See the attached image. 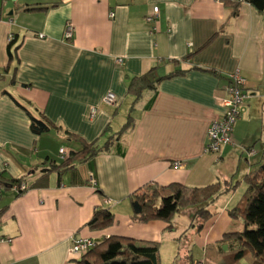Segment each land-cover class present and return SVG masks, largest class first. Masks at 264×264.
<instances>
[{
  "label": "crops",
  "instance_id": "1",
  "mask_svg": "<svg viewBox=\"0 0 264 264\" xmlns=\"http://www.w3.org/2000/svg\"><path fill=\"white\" fill-rule=\"evenodd\" d=\"M153 7L157 31L145 20ZM151 67L159 75L185 72L134 101L128 82ZM234 72L246 80L247 96L233 143L206 152L208 127L223 113L220 100ZM107 92L115 104L102 101ZM91 107L98 109L92 118ZM129 112L133 126L106 150L60 176L43 174L51 159L59 162L60 148H78L65 131L102 145ZM30 115L46 119L50 131L32 133ZM262 161L264 12L241 2L233 16L221 0H0V264H79L69 254L72 237L98 243L110 235L187 252L199 244L204 259L221 263L219 253L237 246L223 234L241 228L228 210L246 189L244 176ZM12 179L27 187L20 192ZM173 183L234 186L209 203L199 232L190 226L191 208L174 216L171 229L159 219L134 220L129 194ZM100 207L114 214L113 223L92 229L87 223ZM192 255L180 264H193Z\"/></svg>",
  "mask_w": 264,
  "mask_h": 264
},
{
  "label": "trees",
  "instance_id": "2",
  "mask_svg": "<svg viewBox=\"0 0 264 264\" xmlns=\"http://www.w3.org/2000/svg\"><path fill=\"white\" fill-rule=\"evenodd\" d=\"M231 8V15L236 16L241 2H247L257 11L264 12V0H221ZM211 39V38H210ZM16 49L14 37L8 41L7 52L12 58ZM211 72H215L209 69ZM184 70H175L165 75L157 74L156 67H151L144 73L132 77L127 86V91L134 97V101L141 98L144 90H155L159 81L171 76L181 74ZM153 98L147 104L151 105ZM133 107H131L132 110ZM134 119L131 113L127 115L126 121L120 130L109 136L107 140L98 145L97 141L86 142L73 133L65 131L69 141L78 143L77 149H70L64 157L56 163L50 160V165L42 170L43 174L56 171L60 176L67 170L76 168V165L101 151L106 150L112 141L123 132L133 126ZM51 124L44 118L30 115L29 128L35 135L45 134L51 129ZM246 189L240 201L228 210L232 218L241 221V228L223 234V239L235 241L237 246L229 251L219 253L222 262L217 264H264V161L244 176ZM13 184H25L22 179L10 180ZM26 185V184H25ZM234 185H226L220 189L218 183L205 187H188L177 183L167 186L147 184L143 188L150 189L151 193H139V188L129 194V202L134 220L148 222L150 220H163L168 224V229L173 228L171 221L174 216L185 208H191L190 226L199 232L205 221L211 216L207 209L220 193L227 191ZM27 187V186H26ZM24 189H20L21 192ZM114 214L108 208H97L94 210L88 227L100 229L113 223ZM197 222V223H195ZM159 242L151 240H140L126 236L110 235L104 237L100 242L79 257V264H160ZM214 247L213 245L207 247ZM206 249V250H207ZM209 251H207V254ZM218 255V254H217ZM216 256V255H214ZM213 256V257H214ZM210 262L207 259L196 262L204 264Z\"/></svg>",
  "mask_w": 264,
  "mask_h": 264
},
{
  "label": "built area",
  "instance_id": "3",
  "mask_svg": "<svg viewBox=\"0 0 264 264\" xmlns=\"http://www.w3.org/2000/svg\"><path fill=\"white\" fill-rule=\"evenodd\" d=\"M158 11V7H153L152 12L145 17V20L147 22L153 23L152 29L154 31H157L156 18L158 15ZM111 15H113V13H111ZM71 33L72 26L71 24L67 23L64 31V36L70 38ZM11 39L12 36H9V40ZM245 85L246 80L238 72L230 74L229 84L225 88L226 95L220 100V104L223 107V113L220 117L215 118L211 121L207 130V142L205 145L206 152L217 153L223 145L233 143V126L239 115V107L247 96L244 91ZM102 101L105 104L109 105L115 104L116 96L112 92H107ZM97 111L98 109L96 107H91L89 109V117H94ZM66 153L67 151L64 148L59 149V154L61 157H64ZM19 188L25 189L26 185L21 184ZM1 241H3V238H0V242ZM95 245L96 242L90 237L74 236L71 239L69 254L74 257H80Z\"/></svg>",
  "mask_w": 264,
  "mask_h": 264
},
{
  "label": "rangeland",
  "instance_id": "4",
  "mask_svg": "<svg viewBox=\"0 0 264 264\" xmlns=\"http://www.w3.org/2000/svg\"><path fill=\"white\" fill-rule=\"evenodd\" d=\"M142 192H145L147 194L151 193L150 189L148 190L147 188H142L139 191V193H142ZM179 216H182V215H179ZM195 223H197V222H195ZM188 238H189V241H190L191 235H189ZM183 239H184V241H186V239L184 237H182V240ZM180 242H181V240H180ZM159 245H160V247H159V250H160V253H159L160 264H180V261L182 259H184L186 261V255H189L190 252L193 254L192 255L193 261H194L193 264H198V263H196L198 261H204L203 250L201 249L199 244H192V246L190 245L191 246L190 252H187L185 248H179L178 249L175 246L171 248V247H169L167 245V243L163 244L162 241L159 242ZM180 258H182V259L180 260ZM204 264H210V263L205 262ZM215 264H217V263H215Z\"/></svg>",
  "mask_w": 264,
  "mask_h": 264
}]
</instances>
